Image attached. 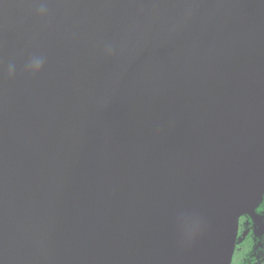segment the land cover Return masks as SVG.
<instances>
[{
  "label": "water",
  "instance_id": "1",
  "mask_svg": "<svg viewBox=\"0 0 264 264\" xmlns=\"http://www.w3.org/2000/svg\"><path fill=\"white\" fill-rule=\"evenodd\" d=\"M263 199L264 0H0V264H232Z\"/></svg>",
  "mask_w": 264,
  "mask_h": 264
},
{
  "label": "flooded vegetation",
  "instance_id": "2",
  "mask_svg": "<svg viewBox=\"0 0 264 264\" xmlns=\"http://www.w3.org/2000/svg\"><path fill=\"white\" fill-rule=\"evenodd\" d=\"M261 212L264 214L263 209H259L258 213L256 212L259 215L256 218L252 219L251 217H247L246 220L248 223L245 224V227L241 226L240 231L246 229L244 231L245 233H243L246 234L244 236L245 241L240 244V247L242 246V249L246 250V255L242 263L250 255V258H248L249 263L264 264V218H262ZM239 235L242 237V234ZM249 252L250 254H248Z\"/></svg>",
  "mask_w": 264,
  "mask_h": 264
},
{
  "label": "trees",
  "instance_id": "3",
  "mask_svg": "<svg viewBox=\"0 0 264 264\" xmlns=\"http://www.w3.org/2000/svg\"><path fill=\"white\" fill-rule=\"evenodd\" d=\"M259 209H260V210H261V209L264 210V199H263V202L260 204V206L257 208V210H256L257 213L259 212ZM260 214L262 215V218H264V214H263L262 212H261ZM247 217L250 218V216L245 215V216H243V217H241V218L239 219V234H242V237H241V235H239V237H238L239 240H241V241H239V243H238L237 246H236V250H235V254H234V258H233V263H232V264H252V263H249V262H248V261H249L248 258H250V255L247 256L246 259H245V262L242 263V261H243L245 255H246V250L242 249V246L240 247V244H242V243L245 241V240H244V236H246V234H243V233H245L244 231H245L246 229H243L242 231H240V229H241V226H244V227H245V224L248 223L247 220H246ZM249 218H248V219H249ZM240 232H241V233H240ZM241 249H242V250H241ZM248 254H250V252H249ZM247 262H248V263H247Z\"/></svg>",
  "mask_w": 264,
  "mask_h": 264
}]
</instances>
